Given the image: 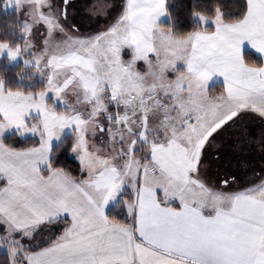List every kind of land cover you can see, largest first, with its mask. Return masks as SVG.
<instances>
[{
	"label": "snow or ice",
	"instance_id": "obj_1",
	"mask_svg": "<svg viewBox=\"0 0 264 264\" xmlns=\"http://www.w3.org/2000/svg\"><path fill=\"white\" fill-rule=\"evenodd\" d=\"M165 3L125 0L113 23L87 35L73 21L74 0L2 3L26 18L24 46L0 42V57H23L34 47L33 29L43 25V48L24 64L41 75L49 70L39 92L13 90L0 79V241L10 264H264V179L232 191L235 177L217 188L202 174L207 149L219 152L222 141L231 140L234 152L247 146L264 153V62L249 61V50L264 61V0H246L230 21L219 9L211 20L197 14L214 30L179 38L157 23ZM214 77L222 78L220 95L212 94L220 84ZM70 88L79 90L75 105L64 101ZM250 113L258 129L245 122ZM12 129L39 136V145L5 144ZM66 129L86 176L53 165V141ZM98 133L107 134L111 154L90 149L88 135ZM125 186L133 198L120 200L130 219L121 223L106 207ZM62 218L70 226L47 246L28 251L21 243Z\"/></svg>",
	"mask_w": 264,
	"mask_h": 264
},
{
	"label": "trees",
	"instance_id": "obj_2",
	"mask_svg": "<svg viewBox=\"0 0 264 264\" xmlns=\"http://www.w3.org/2000/svg\"><path fill=\"white\" fill-rule=\"evenodd\" d=\"M3 2L4 0H0V42L7 41L13 47L16 44L21 45L23 40L19 36L21 25L17 13L15 10L5 9L2 6ZM245 3L246 0H166V18L161 22V25L166 29L171 27L173 33L179 38L201 28L197 14L212 19L215 16L216 9H219L224 14L225 20L230 21L241 14ZM207 29L213 30V26L208 25ZM249 61L257 64L263 62L261 57L251 50H249ZM24 70H26V68L22 63L10 65L6 58L0 61V79H3L8 87L13 90H36L38 85L34 88L25 86L24 80L27 79V75L24 74ZM3 140L5 144L18 150L39 145V140L36 137L21 138L16 134L7 135ZM222 142H224L227 147V149L224 150L227 155H223L224 159H222V161L220 160L222 162L220 166L224 168L225 175H229L230 177L236 176V178L237 176L244 175V173H242L244 169L241 166L244 161L250 163L249 170H264V153L255 150L254 147L249 148L247 146H245L241 152H234L230 140ZM72 143L73 135L67 134L60 142L54 144L56 150L52 162L54 167L64 169L71 176L78 177L81 175L80 164L72 155ZM229 143L230 146L228 149ZM221 149L220 151H222ZM254 151L256 152L254 153ZM217 155L220 156L219 152L211 157L215 159ZM233 170H237V172L241 174H234L232 172ZM241 181L242 180H240V182ZM1 183L2 181H0V184ZM106 214H108L110 218H114L121 223H128L130 221L121 203L110 207ZM65 223L66 221L64 220L46 224V226L54 230L53 239L61 234ZM36 235L37 233L34 235L33 241L36 239ZM29 248H32V245L26 249ZM0 264H10L9 252L0 250Z\"/></svg>",
	"mask_w": 264,
	"mask_h": 264
},
{
	"label": "rangeland",
	"instance_id": "obj_3",
	"mask_svg": "<svg viewBox=\"0 0 264 264\" xmlns=\"http://www.w3.org/2000/svg\"><path fill=\"white\" fill-rule=\"evenodd\" d=\"M58 2H59V0H54V3H58ZM74 2L76 4V6L73 9V14H74L73 15V21L76 23L77 27L80 29V33L84 34V35L94 34V33H97L99 31L105 30L111 23H113L117 19L118 15L122 12V7H123V0H74ZM7 9L16 11L15 8H7ZM89 9L91 11H89ZM93 12L96 14L93 15L92 14ZM16 13H17V11H16ZM105 13H106V15H105ZM17 16H18V20H19L20 25H21V22L26 17H25L23 12H20L19 14L17 13ZM165 18H166L165 14L162 15L161 17L158 18L157 23L159 25H161V22ZM206 18L210 19L208 17H206ZM199 21H200V19H199ZM200 25H201V28L197 29L195 31H199L201 29L207 28L208 25H212L213 30H214V24L211 21H208V23L206 25H204L200 21ZM213 30L208 29L209 32L213 31ZM45 31L46 30H45L43 25H39L33 29V32H32L30 39H31L32 43L34 44V47L29 49L26 53H24L23 57H18L16 60H12V61H9L6 55L0 57V61L2 59L6 58L8 64H10V65H14V64H18V63H22L24 65V67L26 68V70H24V74L27 75L26 76L27 79L24 80L25 86H27L28 88H34L38 85L36 87L37 88L36 90L27 89V91H25V92H28V91L39 92V91L43 90V88L46 84V76L49 72L48 69H44V75H41L40 72L37 71L33 65L24 64L25 59L31 60L32 52L39 53L42 50V48H43L42 41L44 40L43 33ZM161 31L166 33L168 31V29L164 28L161 25ZM195 31H193V32H195ZM19 36L23 40V42L21 44V47H23L24 46V36L21 34V29L19 32ZM61 38L62 37H60V35L57 34L56 39H61ZM258 56H259V54H258ZM123 58L125 60L130 58V51L128 49L124 50ZM152 58L154 59V57H152ZM177 67L180 68L181 70H183V68H184L183 62H179ZM137 68L142 72L146 71V66L144 65V63L142 61L137 63ZM175 75H176L175 73H169V76L172 78H174ZM58 79H61V78L58 77ZM214 80H218L220 83L222 82V78H220V77H214ZM148 82H151V77L148 78ZM221 89H222L221 84H217L213 88L212 94L213 95H220ZM78 93H79V90H77L75 88H70V89L66 90L65 93L63 94L65 103L73 104V105L77 104ZM51 95L52 94L49 93V97H51ZM81 99H82V97H81ZM49 104L51 106V100H49ZM78 106L81 109L87 108V105H85L83 103H80ZM110 111L115 112V111H117V109L114 105H111ZM121 111H122V109H121ZM32 122L37 123L38 121L34 120ZM245 122L247 124H249V126L254 128V129H258L260 127L259 119H258V117H255L254 114H251V113L248 114V119ZM105 123H106V121H105ZM11 134H16L18 137H21V138L36 137L39 140V136H33L30 133L21 136L15 131V129L6 131L3 138L5 136L11 135ZM67 134H72V133L70 130L66 129L65 133L62 135V138ZM72 135H74V134H72ZM88 140H89L90 149L95 150L96 148H98L100 150L99 154L102 156L111 154L110 153V145L108 143V136L106 133H98L95 137H93V136H91V134H89ZM60 141L54 140L53 145L60 142ZM230 142H232V141L230 140ZM222 143H223V147H222L223 149H221L222 151H219V154H220L219 160L213 159V157H211L212 155L217 154V150L214 147H209L207 149L208 168L206 170H204V172L202 173L204 178L206 179V181H209L210 183L215 184L216 186H221V187H222L221 181L225 178L230 177L229 175H225L223 167L220 166V163H222L221 162L222 159H224L223 155H225V156L227 155V153H225V151H224L225 149H227V147L224 144V142H222ZM92 146H94V148ZM229 146H230V143L228 144V149H229ZM228 152H229V150H228ZM255 152L256 151H254V153ZM208 153H211V155ZM140 155H141L140 153H137L138 158ZM249 165H250L249 162H246V161L242 162L241 166L244 169V171H243L244 175L237 176V178L235 176V178H236L235 182L236 183L237 182L240 184L246 183V182L249 183L250 181L256 180L257 178L261 177V175H254L255 169L249 170L250 169ZM260 170H262V169H260ZM247 172H249V174H247ZM240 180H242V181L240 182ZM131 191H132L131 188L125 186V188L122 191V193L120 194V196H118L119 200L116 202L115 205L120 203L121 198L124 201L130 202L131 199L133 198L131 195ZM121 206L126 211V208L124 207L123 203H121ZM126 213H127V211H126ZM1 226H0V235H2V233H3V232H1L3 230L1 228ZM38 230L39 231H38L36 236L41 235L42 241L47 243V242L52 240L51 239L52 237L48 233H46V232L50 231L49 228H44L42 225L38 228ZM14 238L20 239L21 237L17 238L14 236ZM36 240H37V237H36ZM36 240L31 242V239L25 237L21 240V243H23L25 245V248H28V247H30V245H34ZM35 246H36V244H35ZM0 250L8 252V247H7L6 242L0 241Z\"/></svg>",
	"mask_w": 264,
	"mask_h": 264
},
{
	"label": "crops",
	"instance_id": "obj_4",
	"mask_svg": "<svg viewBox=\"0 0 264 264\" xmlns=\"http://www.w3.org/2000/svg\"><path fill=\"white\" fill-rule=\"evenodd\" d=\"M124 3H125V0H123V5H124ZM165 5H166V3H165ZM122 9H123V7H122ZM165 17H166V13H165ZM257 55H258V53H256ZM221 85H222V82L220 83ZM223 92V88L221 89V93ZM220 93V94H221ZM255 115V114H254ZM259 119V118H258ZM259 123H260V120H259ZM208 154H210L211 155V153H208ZM72 155H73V157L79 162V160H78V158H77V156H76V154L75 153H73L72 152ZM210 157V156H209ZM79 164H80V162H79ZM80 167H81V165H80ZM224 169V168H223ZM234 174H241L240 172H237V170H233L232 171ZM242 173H244V172H242ZM247 174H249V172H247ZM254 175H261V177L260 178H257L256 180H253V181H250L249 183H242V184H240V183H236V182H234V183H232L230 186H229V188H228V190H232V191H239V190H243V189H245V188H247V187H250V186H252V185H254V184H256V183H259V181L261 180V179H264V170H262V171H255L254 172ZM81 176H86V173H81V175L80 176H78V177H76V178H80ZM210 185H215V184H212V183H210L209 181H207ZM4 181H2V183L0 184V187H2L3 185H4ZM216 186V185H215ZM217 188H221V186H216ZM119 199H118V197H117V199L116 200H114V201H112V202H110L109 203V205L106 207V212H107V210L110 208V207H112V206H114L115 204H116V202L118 201ZM114 202V203H113ZM177 203L178 202H174L173 203V205L172 206H178L177 205ZM66 221V223H65V226H64V228H63V230L61 231V234L63 233V231H64V229L66 228V227H68V226H70V218H62L60 221ZM46 224L47 223H45V224H43V227L44 228H49V232H46V233H48L52 238V240H54L53 239V236H54V230H52L50 227H48V226H46ZM1 226V225H0ZM42 226V225H41ZM1 228L3 229L1 232H3L2 233V235H4V226L2 225L1 226ZM40 230V229H39ZM38 229L35 231V233H34V235L36 234V233H38V231H39ZM60 234V235H61ZM34 235H33V237H34ZM59 235V236H60ZM14 236L15 237H17V238H19L20 237V235H19V233H16V234H14ZM21 239V238H20ZM36 240V239H35ZM31 242H33V238H31ZM50 242V241H49ZM49 242H47V243H45L44 241H42V236L41 235H38L37 236V240H36V242L34 243V245H32V248H29V249H27L28 251H37V250H39V248H41V247H45V246H47L48 244H49ZM26 244V243H25ZM35 244H36V246H35Z\"/></svg>",
	"mask_w": 264,
	"mask_h": 264
},
{
	"label": "clouds",
	"instance_id": "obj_5",
	"mask_svg": "<svg viewBox=\"0 0 264 264\" xmlns=\"http://www.w3.org/2000/svg\"><path fill=\"white\" fill-rule=\"evenodd\" d=\"M5 43H9V42L5 41Z\"/></svg>",
	"mask_w": 264,
	"mask_h": 264
}]
</instances>
